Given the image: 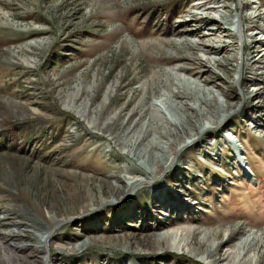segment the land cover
<instances>
[{"label":"rangeland","instance_id":"374dc122","mask_svg":"<svg viewBox=\"0 0 264 264\" xmlns=\"http://www.w3.org/2000/svg\"><path fill=\"white\" fill-rule=\"evenodd\" d=\"M242 6L0 0V264H226L195 244L213 231L228 259L264 264V0ZM187 55L220 61L202 68L210 106L198 64L175 70ZM176 85L197 109L168 141L155 126L186 119ZM136 91L144 119H118ZM45 210L62 220L46 248Z\"/></svg>","mask_w":264,"mask_h":264},{"label":"bare ground","instance_id":"6f19581e","mask_svg":"<svg viewBox=\"0 0 264 264\" xmlns=\"http://www.w3.org/2000/svg\"><path fill=\"white\" fill-rule=\"evenodd\" d=\"M215 1H218V3H220V1H222V0H215ZM234 2H236V5H237V9H241L242 10V8H243V6H242V0H233ZM206 6V2H203V3H201V5H199V8L198 9H201V10H204V9H206V8H203V7H205ZM202 14V13H201ZM201 16H203V15H201ZM220 17L221 18H228V14H227V12H224V13H221V15H220ZM256 17H261V15H260V13H258V14H251L250 16H249V18L248 19H254V18H256ZM217 18V17H216ZM229 19V18H228ZM247 19V17L246 16H242L241 15V20L242 21H246V20H248ZM210 24V23H209ZM251 24H253V22L251 23ZM255 24V23H254ZM202 28H198L197 29V31H200ZM210 30V29H209ZM203 33H205V32H203ZM127 43V42H126ZM125 44V43H124ZM180 44H185L186 46H188V47H190L189 49L191 50V49H193L194 48V46L192 45V44H190L189 42H184V43H180ZM129 45V44H128ZM148 45V44H147ZM154 45V44H153ZM125 46V45H124ZM150 46H151V44H150ZM155 46V45H154ZM247 46V47H246ZM153 47V46H152ZM244 47H246V48H250V47H248V44H247V42L245 41V43H244ZM130 50V49H129ZM146 50H147V48H146ZM157 55V54H156ZM135 56V55H134ZM153 57H156L155 55H152ZM169 57V56H168ZM172 57H174V56H171V58ZM247 57V56H246ZM160 58V57H159ZM171 58H169V59H171ZM183 58V57H182ZM153 60H155V59H153ZM182 60H192L193 61V63H195V65L196 64H198V66H199V68H201L200 70H198V71H194V73H195V75H196V77L198 78V80L204 85V88H203V96H201V98H200V102H201V107H202V105H206V106H208V104H209V106H210V103L211 102H209L210 101V99H214V97H211V95L212 94H214V92L212 91V90H210V88H209V90H208V92L206 91V86L208 85V82L210 81V78H209V76H205V75H203L202 76V74H203V72H204V69H202L203 67H209L210 65H211V63H214V64H219L220 63V61L219 60H212V59H210V58H207V59H202V58H200V57H198V56H185L183 59H181V58H173V59H171V61H173L172 63H174V62H177V63H175V70H183L185 67H184V65H182V64H179V62L180 61H182ZM241 60H242V63H241V68L243 69L244 68V64L246 63V61L248 60L247 58H245V56H243L242 58H241ZM219 62V63H218ZM169 64H171V63H169ZM197 66V67H198ZM196 68V67H195ZM240 68V69H241ZM191 69H193V68H191ZM241 69V70H242ZM206 71V70H205ZM264 72H262V74H263ZM168 74H171V73H168ZM224 74L226 75V72H224ZM194 75V74H193ZM227 77H228V75H226ZM158 77H160V76H158ZM243 80V79H242ZM157 81V80H156ZM155 81V82H156ZM158 82V81H157ZM161 82V81H160ZM167 82H169V81H167ZM171 82V81H170ZM147 83H149V82H147ZM144 86V85H143ZM149 86V85H148ZM169 87H170V84L168 85ZM176 87H177V90H173L172 89V91L170 92V94L169 95H171V96H173V97H175L176 99H179L180 100V103H176V107H177V109L178 110H183V108L185 109L184 110V116L186 117V119L184 120H181V121H179V122H176V123H173V122H171L170 120H167V123L170 125V126H173V128H174V130H175V132L173 133V132H170L171 131V129H169V130H164V131H159V129L155 126V129L156 130H158V133H159V137L160 138H162V139H164V140H166V139H168V141L170 140V137H172L175 133H177V132H179L180 131V129L181 128H183V131L186 133L188 130L185 128V122H187L188 121V119H189V116L190 117H192L191 116V114H187V116H186V111L188 112L189 110H193V112L197 109L195 106H192V105H190L189 103H188V101L187 100H189L190 99V93L189 92H187L183 87H181V86H179V85H176ZM196 87H198L197 85H196ZM170 89V88H169ZM202 90V89H201ZM146 92V91H145ZM148 92V91H147ZM145 94V93H144ZM146 95V97H148L147 96V94H145ZM170 96V97H171ZM136 98H137V91L133 94V96L132 97H117V101L116 102H121V101H123V100H125V103L122 105V107H121V109H120V111L118 112V119L120 118H122V117H124L125 115L127 116L126 118H127V123H131V120H133L134 119V117L135 116H138V121L137 122H135L136 124H139L140 122H141V120H143L144 118V116H145V112H144V114H142L141 112H140V110L142 109L141 107H142V102L140 101V102H136ZM128 111V112H127ZM144 111V110H143ZM196 114V113H195ZM232 114V113H231ZM196 118V117H195ZM137 119V118H136ZM150 119H151V121H157L156 123H159L160 122V118H158L155 114H153V115H151L150 116ZM126 123V124H127ZM135 124V125H136ZM190 124H192V122L190 123ZM194 126V125H193ZM188 134V133H187ZM233 133H230V135H228V136H231V138L235 141V147H236V154L238 153V149H237V147H238V138H236V135H234ZM176 136V135H175ZM195 137H196V134H195ZM224 137H225V134H224ZM227 138V137H226ZM195 140H197L196 138H194L193 139V141H195ZM155 146V145H154ZM153 146V147H154ZM155 147H158V145L157 146H155ZM181 151V150H180ZM177 153H179V152H177ZM242 153V152H241ZM242 155V154H241ZM241 155H239V156H241ZM160 157H157L155 160L153 159V161L152 162H154V163H157V164H159V162L161 163V159H159ZM176 158V154H175V157L171 160V163L173 162V160ZM149 160H150V158H149ZM249 172H250V170H249ZM249 176L250 177H252L253 178V174L250 172L249 173ZM135 183V184H134ZM144 182L143 181H136V182H134L133 181V183L132 184H134V186H133V190L135 189V188H137V187H139L140 185H142ZM44 218H45V221L46 222H49L50 223V225H49V227H48V229L46 230V232L44 233V236H43V239H42V245L43 246H45V248L47 247L46 246V241H47V239L48 238H50L51 237V235H52V232L55 230V228H57V226L58 225H60L61 224V222H62V220L61 219H59V218H55V216H53L52 214H51V212H49V211H47V210H45L44 211ZM70 219V218H69ZM68 219V220H69ZM43 221V220H42ZM228 232H229V238L231 239L232 237H233V230L232 229H228ZM18 234L19 235H23L24 233L23 232H18ZM195 234L196 233H194L193 234V236L191 235V234H185V236L187 237L186 238V240L188 241V240H190V238H192V239H194L195 237ZM170 237H171V235H170V233H164V234H160L159 235V238H158V240H159V242H164L165 240L167 241L168 239H170ZM211 239H213V240H216V239H221V242L219 243H215L214 241L213 242H211V243H209V241ZM228 239H224L223 237H222V232L221 231H213V232H210V234H206V235H204L203 237H202V239L200 240V241H195V244L197 245V246H199V249L198 250H204V252H205V254H207V256H209V257H211V258H213V262H216V263H218V262H220V261H224V260H226V264H244L243 262H240V263H237V261L236 260H232V259H228V258H230L231 257V252L230 251H226V252H224V251H222V247H223V245L224 244H226L228 241H227ZM258 239H257V237H255V236H253V237H249V238H247L246 240H243L238 246H237V253L239 254V255H241L242 254V252H244V251H246L245 249H249V247L251 246V244H253V243H256V241H257ZM41 241V240H40ZM212 241V240H211ZM179 246H181V245H179ZM178 248H180V247H178Z\"/></svg>","mask_w":264,"mask_h":264}]
</instances>
